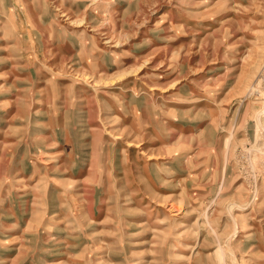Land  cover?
Here are the masks:
<instances>
[{"label":"rangeland","instance_id":"1","mask_svg":"<svg viewBox=\"0 0 264 264\" xmlns=\"http://www.w3.org/2000/svg\"><path fill=\"white\" fill-rule=\"evenodd\" d=\"M0 264H264V0H0Z\"/></svg>","mask_w":264,"mask_h":264}]
</instances>
